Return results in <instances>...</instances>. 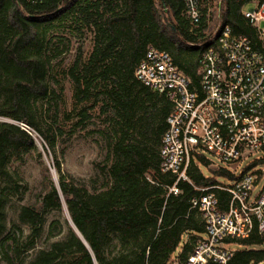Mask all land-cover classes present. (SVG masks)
<instances>
[{"label": "trees", "instance_id": "obj_1", "mask_svg": "<svg viewBox=\"0 0 264 264\" xmlns=\"http://www.w3.org/2000/svg\"><path fill=\"white\" fill-rule=\"evenodd\" d=\"M200 1L201 20L190 31L183 0H0V115L13 121L0 122V180L12 183L11 158L21 159L35 149L31 135L20 124L41 133L36 101L59 97L46 81L52 58L62 51L48 46L54 39L64 41L63 36L52 35L54 23L69 22L73 37L92 34L86 60L79 48L68 69L75 104L92 100L89 108L78 111L75 125L89 122L88 110L97 105L108 122L102 167L106 180L101 188L90 191L67 174L59 176L58 189L48 181L37 195L38 205H20L15 210L17 221L29 230L23 239L15 230L6 233L7 188L0 187V264H168L185 236L176 257L179 264L204 233L205 192L199 188H209L219 209L227 208L230 193L195 165L197 161L209 166L201 154L190 160L191 183L178 180V193L169 192L176 178L161 171L158 149L172 103L134 77L147 48L153 47L167 52L173 64L198 84V61L216 37L205 35V0ZM256 1L261 0H220L219 27L254 38L255 30L243 12ZM55 131L48 140L50 149L55 135L62 132ZM55 165L58 169V162ZM214 172L232 181L240 177L225 168ZM192 198L198 199L195 207H191ZM63 206L72 228L63 238L36 248L43 234V215ZM60 233L59 222H51L47 238ZM112 235L116 243L111 246ZM239 245L242 249L234 250L227 264L264 261V236L256 229Z\"/></svg>", "mask_w": 264, "mask_h": 264}, {"label": "built area", "instance_id": "obj_2", "mask_svg": "<svg viewBox=\"0 0 264 264\" xmlns=\"http://www.w3.org/2000/svg\"><path fill=\"white\" fill-rule=\"evenodd\" d=\"M190 31L201 20V1L183 0ZM244 17L255 30L254 38L232 35L228 27L216 28L215 43L198 61V84H194L172 62L171 56L148 47L136 66L134 77L172 103L167 128L160 138L158 154L162 172L176 181L169 192L178 193V180L191 183L187 170L202 148L226 165L264 149V0L246 8ZM28 132L30 128L21 124ZM29 133V132H28ZM222 189L230 193L220 210L209 188L202 198L204 237L198 238L187 260L179 264H227L233 251L228 240L247 238L253 229L264 236V183L253 195L264 171L239 173ZM198 204L191 199V207ZM264 250V247H263Z\"/></svg>", "mask_w": 264, "mask_h": 264}, {"label": "rangeland", "instance_id": "obj_3", "mask_svg": "<svg viewBox=\"0 0 264 264\" xmlns=\"http://www.w3.org/2000/svg\"><path fill=\"white\" fill-rule=\"evenodd\" d=\"M219 4L220 0H205L202 3V7L206 8V37L214 35L219 26ZM250 7L252 4L247 8ZM54 24L52 35L63 36L64 41L59 42V40L54 39L48 46L49 48L57 46L62 51L52 58L46 81L59 97L47 102L46 100L36 101L35 115L41 133L26 128L32 137L35 149L23 155L21 159L11 158L8 168L13 177L12 183L5 184L0 180V187L6 186L7 188L5 191L8 197L5 206L6 233L15 230L21 239L29 230L27 226L17 221L15 210L20 205H38L36 202L37 195L48 187V181L57 186L59 176L67 174L92 191L101 188L106 180L102 167L107 152L105 139L108 122L105 120V115L100 112L99 105H97L88 110L92 116L89 122L84 126L75 125L78 120V111L81 108H89L92 100L79 105L75 104L73 83L68 75V69L74 62L79 48L82 60L85 61L88 57L92 49V34L86 32L82 38L73 37L68 31L69 22H63L62 25ZM0 122L12 123L13 121L0 115ZM20 126L22 125L20 124ZM56 128H60L62 132L55 135L53 149H50L48 140L53 137L52 134L56 132ZM198 153L210 161L208 167L195 161V165L201 173L223 185H231L233 181L216 175L214 171L219 168H225L234 175H238L243 170L245 172L250 170L254 172L264 171V163L261 161L264 159V149L250 153L238 163L231 165L224 164L212 153L202 148L198 149ZM56 162L59 164L58 169L55 165ZM263 183L264 176H262L257 187L253 189V195L260 190ZM43 218V234L37 241L36 248L46 247L52 240L63 238L68 229L72 228L65 206L60 210L45 212ZM53 221L59 222L61 233L48 239L47 233ZM19 230H21L22 236ZM204 235L202 233L201 237ZM185 240L186 237L182 236L179 246L169 257L168 264H178L176 257L182 251ZM115 243L116 240L112 235L110 245ZM226 248L230 251L242 249L239 240L229 242L226 244ZM261 264H264V261Z\"/></svg>", "mask_w": 264, "mask_h": 264}, {"label": "water", "instance_id": "obj_4", "mask_svg": "<svg viewBox=\"0 0 264 264\" xmlns=\"http://www.w3.org/2000/svg\"><path fill=\"white\" fill-rule=\"evenodd\" d=\"M56 187V189H58V185L57 186H55ZM71 222V221H70ZM76 232V231H75ZM77 233V235L80 237V235H79V233L78 232H76Z\"/></svg>", "mask_w": 264, "mask_h": 264}]
</instances>
